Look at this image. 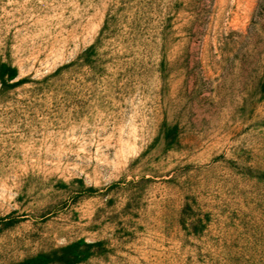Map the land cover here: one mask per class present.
Wrapping results in <instances>:
<instances>
[{
  "label": "rangeland",
  "instance_id": "obj_1",
  "mask_svg": "<svg viewBox=\"0 0 264 264\" xmlns=\"http://www.w3.org/2000/svg\"><path fill=\"white\" fill-rule=\"evenodd\" d=\"M0 264H264V0H0Z\"/></svg>",
  "mask_w": 264,
  "mask_h": 264
},
{
  "label": "trees",
  "instance_id": "obj_2",
  "mask_svg": "<svg viewBox=\"0 0 264 264\" xmlns=\"http://www.w3.org/2000/svg\"><path fill=\"white\" fill-rule=\"evenodd\" d=\"M15 75L13 68L0 64V82L11 80ZM81 244H71L48 254H39L18 264H80L86 258L88 249L79 250Z\"/></svg>",
  "mask_w": 264,
  "mask_h": 264
}]
</instances>
